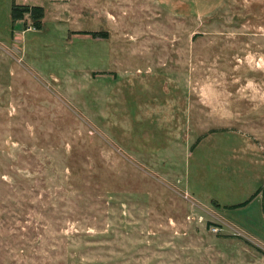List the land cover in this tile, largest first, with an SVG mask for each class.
Listing matches in <instances>:
<instances>
[{"label": "rangeland", "instance_id": "obj_1", "mask_svg": "<svg viewBox=\"0 0 264 264\" xmlns=\"http://www.w3.org/2000/svg\"><path fill=\"white\" fill-rule=\"evenodd\" d=\"M256 259L264 0H0V264Z\"/></svg>", "mask_w": 264, "mask_h": 264}, {"label": "trees", "instance_id": "obj_2", "mask_svg": "<svg viewBox=\"0 0 264 264\" xmlns=\"http://www.w3.org/2000/svg\"><path fill=\"white\" fill-rule=\"evenodd\" d=\"M25 16L31 19V24L34 29H40L42 26V19L44 17V9L37 4H16L11 3L10 17L12 21L23 20ZM28 27V26H27ZM91 35H96L95 32H86Z\"/></svg>", "mask_w": 264, "mask_h": 264}, {"label": "crops", "instance_id": "obj_3", "mask_svg": "<svg viewBox=\"0 0 264 264\" xmlns=\"http://www.w3.org/2000/svg\"><path fill=\"white\" fill-rule=\"evenodd\" d=\"M220 0H165L166 3L171 5L172 7H187L191 6V8H195L196 10H203L205 8H210L217 4V2ZM240 255V254H239ZM237 257V256H236ZM254 264H258L260 262L259 260H253ZM246 262V261H245ZM237 263V262H236ZM239 264V263H237ZM260 264H264L263 261H261Z\"/></svg>", "mask_w": 264, "mask_h": 264}]
</instances>
